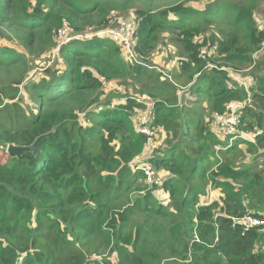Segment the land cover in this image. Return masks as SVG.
Wrapping results in <instances>:
<instances>
[{
  "label": "trees",
  "instance_id": "1",
  "mask_svg": "<svg viewBox=\"0 0 264 264\" xmlns=\"http://www.w3.org/2000/svg\"><path fill=\"white\" fill-rule=\"evenodd\" d=\"M31 1L0 0V17L14 9L16 19L34 31H45V23L48 32L53 26L59 30L67 21L75 34H81L78 22L123 6L117 0H35L37 7L31 12ZM259 5L264 0H216L205 11L180 4L158 12L146 5L137 10V49L146 53L160 31L180 28L188 53L183 69L191 81L200 74L195 90L207 99L209 111L224 114L230 102L247 101L239 129L257 133L255 143L238 139L224 145L202 124L203 112L196 108L184 112L177 103L161 100L155 108L144 105L150 110L145 114L149 120L154 113L151 125L173 128L177 137H183L185 132L179 127L185 125L194 130L185 137L197 145L186 143L176 155L182 142L171 144L152 159L159 170L173 175L164 180V188L178 198V207L192 205L183 209L184 216L169 232L150 227L148 220L141 222L150 209L167 216L166 210L151 204L149 193L134 201L124 197L140 176L145 178L143 171L135 173L130 167L147 143V136L132 119L141 102L132 98L113 105L108 99L92 108L99 103L94 97L106 81L100 76L113 79L128 69L137 77L148 74L140 65L129 68L112 39L90 36L66 43L62 49L66 67L50 71L49 78L34 87L33 97L38 102L46 99V108L28 113L15 102H5L15 100L17 89L4 92L0 96V149L7 150L9 144L30 145L40 135H49L38 144L36 154L8 156L5 163L0 162V264H84L90 259L89 243L97 222H106L104 233H109L108 244L114 238L111 250L118 256L116 263L104 259V264H264V226L247 232L240 225L233 226L235 217H264V163L259 164L261 158L251 165L235 161L239 142L249 145V153L264 158L260 151L264 131L255 130L264 123V75L258 76L255 88L254 83L247 90L234 81L229 86L232 78L226 69L250 66L253 54L261 49L264 31L254 18ZM108 22L104 19L95 28L104 29ZM213 26L221 37L215 40L211 34L199 44L193 42ZM207 43H217L218 51L205 60L199 53ZM9 60L17 62L20 55L0 47V64ZM209 64L214 67L209 69ZM82 112L88 120L85 124L79 118ZM115 140L120 142L118 149L112 145ZM209 140L222 144L221 160L210 159L214 147ZM200 181L218 196L210 199L205 187L197 184Z\"/></svg>",
  "mask_w": 264,
  "mask_h": 264
},
{
  "label": "rangeland",
  "instance_id": "2",
  "mask_svg": "<svg viewBox=\"0 0 264 264\" xmlns=\"http://www.w3.org/2000/svg\"><path fill=\"white\" fill-rule=\"evenodd\" d=\"M232 1L234 2L237 0ZM31 2L29 9L32 12L36 9L37 5L35 0H32ZM117 2H120L123 5L122 8H114V10H110L106 14H99L93 19H87L86 21L81 20L78 22V28L82 30L81 34H75L73 27H70L69 35H81V38L83 36L84 38H88L90 37L89 35L91 32L99 30L95 27L100 26L104 19L113 18L116 14L123 16L129 21H139L137 10L145 5L146 7L151 8L153 12L166 10L179 4L184 5L186 8L205 11L210 5L214 4L216 0H117ZM254 9V18L257 26L260 30L264 31V5H259ZM114 11L116 13H114ZM45 12H47L46 9ZM46 24L47 23H45L44 27L45 31H34L28 25H22L16 19L14 9L7 10L4 17H0V47L7 48L20 55V60L17 62L9 60L7 61L8 64H0V96L11 87L12 90L17 89L18 93L15 100L11 101L6 99L5 102H15L28 113L31 111L37 112L40 107H47L48 101L46 99H42L38 102L33 97L34 87L43 80L48 79L50 71L55 68L62 69L66 67L65 56L62 53V49L72 41L64 42V38L60 37L58 29L54 26L51 27L50 32H48L49 27ZM114 24L115 22L112 23V25ZM158 34L159 35L153 43L148 48H145L146 53H141L137 49L138 36L133 43L131 52L115 42L116 45L120 46L122 56L129 68L135 65H140L148 71V74L137 77L130 74L131 69H128L126 73L120 72L118 76L113 79L100 76V80H106L107 84H102L98 92L95 94L94 98H98L99 103H95L92 108L95 109L98 104L106 102L108 99H112L113 105H121L126 104L127 99L135 98L136 100L140 98L142 100V105L138 108V113L132 116V119L135 124L137 123L136 127L138 128L142 116L150 111L144 106L146 103H148L149 106L153 105L154 108L155 103L160 100L171 105L177 103L176 105L179 106V109H182L184 112H188L189 109L192 108H196L197 111L203 112L202 124L206 129H209L217 139L223 138L224 136H222V133L224 132V127H222L216 119L218 113L210 112L207 99L195 90V83L200 74L198 73L195 76L194 81H191L189 79V74L183 69V61L188 58V53L185 49L186 45L180 37L181 29L172 28L162 30ZM211 34H213L215 40L221 37L217 28L213 26L205 28L201 35H197L194 38L193 42L199 44L205 38H209ZM226 69L232 78V81H228L229 86H232L234 82L239 84L237 78L240 79L247 76H253V84L255 83V88L258 76L264 75V40L261 49L253 54V61L250 66L241 70H236L233 67H228ZM156 74L162 76L158 78ZM150 75L153 76L150 77ZM201 97L204 99H201ZM67 98L68 96L64 99ZM65 102L68 106L72 105V101L70 100ZM113 105L110 106L113 107ZM239 114L240 117L243 115V109L240 110ZM84 115L83 112L79 113V118L83 124L88 121ZM151 115L152 117L149 122L152 121L153 123L154 113ZM179 121H181V119ZM154 127L155 136L153 137L152 145H147L143 152L130 162V167L131 170L136 173L140 171L144 163L153 164L159 183L154 185L147 184L146 179L140 176L139 182H137L133 188L129 191H124V197L129 196L134 201L136 198L143 197L149 193L150 195L148 194V198L149 200L151 199V204L155 208L160 206L159 209L166 210L167 216L156 214L150 209L148 213L142 215L141 222L148 220L151 224L150 227L155 225L159 228V232L163 231L165 233L169 232L172 224L176 223L178 219L184 216L183 209L187 211V209H191L192 205H188L187 203V206L183 209L178 207V198H172L170 192L164 188V180L173 177V175L167 170H159L154 165L152 159L156 157V155L167 150L171 144L182 142L181 144L183 145V148L180 147L176 151V155H179L184 151V144L186 143L191 147L197 145L189 141L188 137H185V135H191L194 132L193 129H188L185 125L179 127L180 131L183 130V132H185L183 137H177L175 129L173 128L171 131H168L160 125H154ZM255 130H258V133L263 132L264 123L262 127H257ZM256 139L257 133L248 132L244 140L255 143ZM221 140V142H224V145L228 144V140ZM208 143L214 147V151H211L209 154L210 159L221 160L224 157L223 151L221 150L222 144H212L211 140H209ZM112 145L118 149L120 142L115 140L112 142ZM237 145H239L238 148L240 149L239 154L235 158L237 164L251 165L256 162L259 163L260 158L261 163L259 164L264 163L262 162L264 161V158L260 153L251 154L248 152L249 145L240 142ZM262 145V149H260L261 153L264 152V144ZM7 158L8 154L6 149H0V162L5 163ZM207 165L208 163H205L203 164V167ZM207 167H205V170H208ZM197 184L205 187L209 192L208 197L210 199L216 197V195L218 196V194L213 192L212 188L209 185H206L204 181L197 182ZM176 188L182 189V187L178 185ZM126 202V199L123 200V203L126 204ZM95 225L96 231L89 243V252L91 253L88 252V258L99 256L102 260L107 259L116 263L118 261L117 253L112 252L111 250L114 238L112 239V242L108 244L109 233H104L107 226L106 222L102 225L97 222ZM100 227L103 230H100ZM177 244L178 242H175V245ZM166 261L168 260L165 259L164 263Z\"/></svg>",
  "mask_w": 264,
  "mask_h": 264
},
{
  "label": "built area",
  "instance_id": "3",
  "mask_svg": "<svg viewBox=\"0 0 264 264\" xmlns=\"http://www.w3.org/2000/svg\"><path fill=\"white\" fill-rule=\"evenodd\" d=\"M114 13L116 12L114 11ZM113 22H115L114 25H112ZM138 27L139 24L137 21H129L123 16H119L116 14L115 17L109 19L108 25L104 29H100L99 31H93L90 33L89 36L110 38L118 45L124 47L125 49L131 52L133 43L137 38ZM58 33L60 34V37L64 38V42H69L73 39L81 38V35H69L70 26L66 21L64 22L63 27L58 30ZM217 51V43L214 45H212L211 43H207V45L201 47L199 57L205 60L210 59L217 54ZM213 67L214 66L212 64L208 65L209 69H212ZM237 80L239 84L244 86L247 90L253 84V76H247L240 79L237 78ZM103 84L106 85V81H103ZM137 100L138 102H142L141 99ZM246 105L247 101H233L226 106V114L224 113L225 115L217 114L216 119L218 123L221 124L222 127H224V132L222 133V136L224 137L220 139H223L225 141L228 140V142L230 143H235L238 139L246 138L247 133L239 129V112L241 109H244ZM148 121V116H142L140 125L137 128L140 133L145 134L147 136L146 146L152 145L153 137L155 136V127L151 125V123ZM140 170L144 172L147 184L154 185L159 183L157 173L153 164L144 163ZM236 225H240L243 228V231L247 232L251 229L264 226V217H259L254 214H246L243 217L238 218L235 217L233 218V226ZM98 262L104 264L99 256L88 259L84 264H97Z\"/></svg>",
  "mask_w": 264,
  "mask_h": 264
},
{
  "label": "water",
  "instance_id": "4",
  "mask_svg": "<svg viewBox=\"0 0 264 264\" xmlns=\"http://www.w3.org/2000/svg\"><path fill=\"white\" fill-rule=\"evenodd\" d=\"M49 134H43L36 138V140L30 145H16L9 144L7 147V154L12 158H21L25 153H37L38 144L48 136Z\"/></svg>",
  "mask_w": 264,
  "mask_h": 264
},
{
  "label": "crops",
  "instance_id": "5",
  "mask_svg": "<svg viewBox=\"0 0 264 264\" xmlns=\"http://www.w3.org/2000/svg\"><path fill=\"white\" fill-rule=\"evenodd\" d=\"M216 197H217V195H216ZM216 197H213V199L216 198Z\"/></svg>",
  "mask_w": 264,
  "mask_h": 264
}]
</instances>
